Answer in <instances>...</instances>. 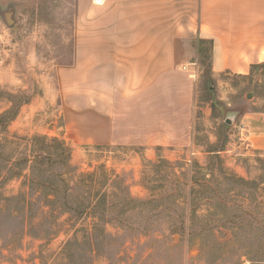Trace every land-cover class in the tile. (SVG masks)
Instances as JSON below:
<instances>
[{"label": "rangeland", "instance_id": "obj_1", "mask_svg": "<svg viewBox=\"0 0 264 264\" xmlns=\"http://www.w3.org/2000/svg\"><path fill=\"white\" fill-rule=\"evenodd\" d=\"M71 2H17V25L0 40V155L21 162L32 153L27 139L60 140L68 177L95 174L91 190L69 194L105 191L116 205L107 222L64 214L49 231L56 214L37 206L11 214L24 177L10 176L0 159V264H264V150L246 138L247 114L264 113V64L248 75L214 74L209 42L197 41L185 65L196 79L191 143L99 144L95 119L58 96L56 67L73 57Z\"/></svg>", "mask_w": 264, "mask_h": 264}, {"label": "crops", "instance_id": "obj_2", "mask_svg": "<svg viewBox=\"0 0 264 264\" xmlns=\"http://www.w3.org/2000/svg\"><path fill=\"white\" fill-rule=\"evenodd\" d=\"M17 2L0 0L2 41L17 25ZM71 6L73 57L56 67L58 96L73 113L95 119L90 128L99 144L191 143L196 79L185 65L197 41L209 42L214 74L248 75L264 64V0H72ZM247 117L246 138L264 150V113Z\"/></svg>", "mask_w": 264, "mask_h": 264}, {"label": "trees", "instance_id": "obj_3", "mask_svg": "<svg viewBox=\"0 0 264 264\" xmlns=\"http://www.w3.org/2000/svg\"><path fill=\"white\" fill-rule=\"evenodd\" d=\"M2 118L3 116L0 117V124L3 121ZM27 142L33 146L32 153L26 155L21 162L5 160L0 155V159L5 162L4 169L7 172H11L10 176L24 177L22 189L19 193L9 198V200L15 201L16 206L11 214L17 213L22 215L24 211L28 213L33 206L39 207L41 212H44L43 214H56L54 224L51 223L52 227H50L49 231L57 229L54 227L57 225L59 218L64 214H68L69 218L70 216L78 217L86 215L92 217L97 223L109 220V209L113 208L116 204L110 201L105 191L102 193L88 191L82 196L69 194L67 191V189H74L75 187H85L91 190L94 187L92 180L96 181L94 180V173H82L79 178L75 179L72 176L68 177L72 173L71 169L73 168L70 165L69 149L64 142L57 139L48 140L43 136H34L31 139H27ZM23 162L24 167L20 169L19 166ZM44 166H48L51 170L56 168V171L54 173H47V168L45 169ZM25 170H28L27 174L23 173ZM45 170L46 174H44ZM101 175L104 182L107 183L109 181L107 174L102 171ZM33 189L41 190L42 194L31 193L30 190ZM44 190H47V192ZM127 199L134 200L133 197L129 196H127ZM88 234L87 232L86 235ZM88 236L91 237L90 234ZM70 247L71 243L68 241L60 254L67 257L70 254Z\"/></svg>", "mask_w": 264, "mask_h": 264}, {"label": "water", "instance_id": "obj_4", "mask_svg": "<svg viewBox=\"0 0 264 264\" xmlns=\"http://www.w3.org/2000/svg\"><path fill=\"white\" fill-rule=\"evenodd\" d=\"M9 9H10V8H9ZM5 16H6V18H7V19H6V20H7V21H6V23H8V24H9V21H10V18H11V16H10V11H9V10H7V12H6V15H5ZM226 122L228 123V122H229V120H226Z\"/></svg>", "mask_w": 264, "mask_h": 264}, {"label": "built area", "instance_id": "obj_5", "mask_svg": "<svg viewBox=\"0 0 264 264\" xmlns=\"http://www.w3.org/2000/svg\"><path fill=\"white\" fill-rule=\"evenodd\" d=\"M96 3L100 4L102 3V0H94Z\"/></svg>", "mask_w": 264, "mask_h": 264}]
</instances>
